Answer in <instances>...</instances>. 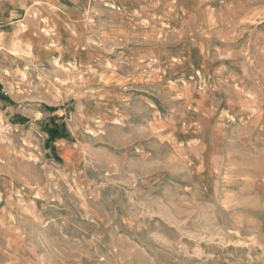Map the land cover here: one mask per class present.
<instances>
[{
  "label": "rangeland",
  "instance_id": "rangeland-1",
  "mask_svg": "<svg viewBox=\"0 0 264 264\" xmlns=\"http://www.w3.org/2000/svg\"><path fill=\"white\" fill-rule=\"evenodd\" d=\"M0 29V264H264V0H0Z\"/></svg>",
  "mask_w": 264,
  "mask_h": 264
},
{
  "label": "trees",
  "instance_id": "trees-1",
  "mask_svg": "<svg viewBox=\"0 0 264 264\" xmlns=\"http://www.w3.org/2000/svg\"><path fill=\"white\" fill-rule=\"evenodd\" d=\"M56 119L53 118L52 122L48 123L50 126L45 125V131L48 135L49 143L51 144V148L54 150V146L52 145L54 141L61 137H65L67 135V131L65 129V125H56L53 122Z\"/></svg>",
  "mask_w": 264,
  "mask_h": 264
},
{
  "label": "crops",
  "instance_id": "crops-1",
  "mask_svg": "<svg viewBox=\"0 0 264 264\" xmlns=\"http://www.w3.org/2000/svg\"><path fill=\"white\" fill-rule=\"evenodd\" d=\"M12 1V0H11ZM28 2H29V0H26V5L28 4ZM5 35H7V37L9 36V38L7 39V37H6V39H7V42H6V45H7V50L6 51H8L11 47H12V45H13V43H12V41L14 40L13 39V37H14V35H11V34H9L8 32H5L3 29H0V37L2 38L3 36H5ZM3 40V39H2ZM4 41V40H3ZM16 44H14L13 46H15Z\"/></svg>",
  "mask_w": 264,
  "mask_h": 264
}]
</instances>
